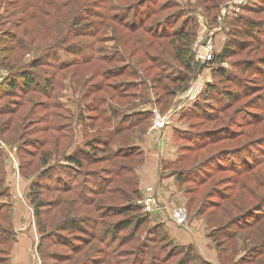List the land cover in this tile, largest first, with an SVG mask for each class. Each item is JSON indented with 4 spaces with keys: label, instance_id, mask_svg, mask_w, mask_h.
<instances>
[{
    "label": "rangeland",
    "instance_id": "obj_1",
    "mask_svg": "<svg viewBox=\"0 0 264 264\" xmlns=\"http://www.w3.org/2000/svg\"><path fill=\"white\" fill-rule=\"evenodd\" d=\"M215 2L210 8V0H0V127L6 122L7 128L0 130L5 152L0 154V264L43 263L29 197L39 182L45 187L40 197L51 207L44 209L46 229L55 228L64 217L88 222L86 233H54L59 244L43 250L60 258L46 259V264H209L201 261L194 246L187 259V251L181 252L184 247L159 239L149 216L135 234L133 225L115 239L104 233V226L124 223L130 215L125 214L127 207L141 209L143 190H136V171L118 174V168L140 167L146 138L161 155L171 132L177 144L175 158L183 146L190 152L180 163L175 159L163 165V170L173 177L180 170L202 180L196 187L189 183L178 187L187 200L185 207L180 206L187 215L180 228H187L191 218L200 220L208 235L218 228L213 235L220 245L219 264H264V234L259 231L264 227V67L240 68L242 63L264 61V0ZM143 15L148 17L141 20ZM192 21L196 29L191 53L197 62V52L205 54L206 44H211L215 56L226 44L234 51L222 62L202 68L186 91L166 101L165 87L175 86L166 76L183 74L174 59L179 43L175 36L152 35L180 30L181 36L183 24ZM139 24L142 29L133 32L125 27ZM24 76L32 81L26 90L21 88ZM10 82L19 88L8 91ZM114 85L120 95L114 93ZM207 85L213 86L216 107L222 108L213 117L194 116L190 110L203 102L201 92ZM245 88L252 90L236 94ZM222 96L232 100L227 103ZM159 98L163 100L156 107ZM143 112L153 115L149 126L141 123L128 129L117 123ZM72 144L71 155L80 148L96 159L83 161L81 167L59 164L60 155ZM93 146L98 149L93 151ZM117 152L120 157H115ZM59 166L67 167L69 178L53 174ZM59 177L80 188L67 194L55 191ZM97 184L108 190L93 193ZM81 191L89 202L76 199L68 208L66 202ZM229 195L227 202L241 197L240 212L248 216L235 218L232 210L227 217L216 211L207 220L204 214L211 209L197 213L202 203L209 207L211 201L220 202L218 196ZM58 198L66 207L53 208ZM221 205L227 206L226 201ZM103 214H108L102 218L104 225ZM138 214L141 220L142 213ZM230 219L236 225L222 229ZM22 234L29 238L28 246L15 259L12 248Z\"/></svg>",
    "mask_w": 264,
    "mask_h": 264
},
{
    "label": "trees",
    "instance_id": "obj_2",
    "mask_svg": "<svg viewBox=\"0 0 264 264\" xmlns=\"http://www.w3.org/2000/svg\"><path fill=\"white\" fill-rule=\"evenodd\" d=\"M221 1V0H219ZM210 6H207V7H210V8H214L215 5H216V2L214 3V0H210ZM218 4V3H217ZM144 16V15H143ZM140 17L141 20H145L148 16L145 15L144 17ZM115 21H117V19L115 18ZM127 27V29H129V31H136V30H139V29H142L140 27V24L137 25V26H125ZM183 29L181 31V36H180V30L178 31H172L171 33H168V32H165V31H157L155 32L152 37H156V38H160V39H165V38H168L169 36H175V38H177V42L179 43L175 49H174V59L175 61L183 68V74H176V75H172L171 77L170 76H166L167 79L170 84L172 85H175L173 86V88H169V87H165V95H164V99L166 98L167 100L166 101H169L168 99H172L174 97L177 96V94L179 93H183L184 91H186L189 87V84L190 82L196 78V75L202 70V68L204 67H208L210 64L214 63L215 61H218V62H222V60H224L229 54L233 53V49H230V48H226V46L222 49L221 53L218 54V55H213V57L210 59V61L204 63V64H201L199 62H197L194 58V54L191 53V43H192V40L194 39V36H195V29H196V24L194 21H192L190 24L188 23L187 25L184 23L182 28ZM154 32V31H153ZM180 42H182V44L180 45ZM228 50V52H227ZM229 53V54H228ZM228 54V55H227ZM215 56V58H214ZM215 64V63H214ZM262 67H264V61H261V62H258V65H254L252 62H248L247 64H243L241 65V69L245 70L246 71H259V69ZM33 68L36 67V63L33 64L32 66ZM260 67V68H259ZM256 69V70H255ZM119 76L120 74H114L113 77L115 76ZM226 79L229 78V76H225ZM22 85H21V88L24 90L25 88H29V87H32V81L29 79V78H26L25 76L22 77ZM252 87V86H250ZM16 88H19V86L13 82H10L8 85H7V90L8 91H15ZM47 87L45 86V89ZM112 88H114L115 92L114 93H118V95H120V92L117 91V87L114 85L112 86ZM254 88V87H253ZM248 90H252L250 88H247ZM247 89L245 88V90H241L240 93H236V94H246V93H249L247 91ZM26 90V89H25ZM117 91V92H116ZM213 86L212 85H207L205 87V89L201 92V96H202V103H199V104H195V106L190 110L191 113H193L194 116H200V115H207L208 117H213L215 115V113L213 112H217L218 109L222 108V106H219L218 108L216 107L218 104H219V100H216L215 97L217 96V94H215L216 92H214L213 94ZM163 98H159L157 100H155V106L157 107L159 105V101H162ZM222 99H224L227 103L232 100V97L229 96V97H226V96H222L220 97ZM165 101V105L167 106V102ZM163 110V109H161ZM117 111V110H116ZM135 115V116H134ZM132 116V118L130 117V119L128 120H125L124 122V118L125 117H122V118H119L118 120V124L120 123H123V125H125V127H127L128 129L130 128H133V127H137L139 126V124H144V125H148L151 123V118H152V113L151 112H143L141 114H134ZM212 115V116H211ZM134 117V118H133ZM126 119V118H125ZM6 124V122H4ZM4 124V125H5ZM2 125V127H0V130L2 132L5 131V128L6 126ZM119 130V129H118ZM117 130V131H118ZM62 138L66 139V136H61ZM67 139H69L67 137ZM56 142V143H55ZM205 143V142H202V144ZM59 145V141H58V138L56 140H54V145L53 146H57ZM106 144L105 143H102V149H106L104 148ZM70 145H68L65 150H67L69 148ZM56 149V148H55ZM54 149V154L57 153V150ZM91 149L94 151L96 149H98L97 146H93L91 147ZM182 151V152H180ZM179 154L177 156V159H176V163H180L181 160H183V158L186 156V153L187 152H190V149H188V146H186L184 148H179ZM94 155V154H93ZM115 157H120V154L119 152L115 153L114 154ZM60 157H64V161H66L67 163L69 164H72V165H75L77 167H81L82 166V163L83 161L85 162H90L91 160H95L96 158L93 157L91 158L90 156H88V154L82 152L79 148L78 151H76L74 154L70 155V156H65V154L63 155H60ZM108 159V158H107ZM143 161V154H142V160H141V163ZM140 163V164H141ZM67 167H63V166H59V167H56L54 170H53V174H65L67 176V174H70L69 173V170L66 169ZM115 168V167H114ZM128 173V174H135V171L136 169H128V168H118V174H120L122 171H125ZM0 174H3V171L1 172L0 171ZM73 174V172H72ZM75 174V173H74ZM113 174V173H112ZM173 176V175H172ZM137 177V176H136ZM67 178H69V175L67 176ZM42 179H44V177H42ZM227 179H231V177L227 178ZM111 179H108L107 182L105 183H109ZM174 180H175V183H176V186L181 188L183 187L184 185H186L187 183L191 184V185H194L195 187L200 185L202 182L201 178L200 179H196L193 178V176H191L190 174H183L182 172H180V170H177L176 174H174ZM201 180V181H200ZM57 182L60 184V182H63V183H66L64 180H62V178L60 179L57 178ZM135 186H136V190H137V187H138V178H135ZM59 184H56L55 187H54V190L55 191H60L61 193L63 194H67L69 192H73V190L75 188H80L79 186H71L69 183H66V185L64 187L60 186ZM102 184V183H101ZM99 185L97 184V186H95L96 189L92 190L93 193H105L106 190H108V188L106 187L105 188V185L102 186V185ZM44 184H40V182L38 183V186L37 187H32V189H30V192H29V197H30V202L31 204H33V207H34V218L36 220V228H37V231L38 233L40 234V240H39V244H38V250L40 252V255L42 257V260H43V263L42 264H46V259H49V260H52V261H57L59 260L60 256H58L57 254L55 255H50L49 252H45V250H43V246H47V245H57L59 244V240H55L54 238V233H57V235H59L60 232H64V233H68V234H75V233H86V230H85V227L87 226L88 222L85 221V220H82V219H75V218H71V219H67V217H64V220L61 221L55 228H51L50 230L46 229L45 227V223L43 222L42 218L44 217V214L47 213V210L51 209L48 208L47 206V202H45L41 197V192H43V188H45L43 186ZM229 187V186H227ZM48 188V187H47ZM90 189V188H89ZM135 190V191H136ZM191 191V189L188 191V194L191 195V193H189ZM83 191L81 192H78V195L76 196V194H74L77 198H75V200L71 201V202H66V203H69L68 205V208L72 207V205H74V203L76 202V199L81 203H88L89 201L86 200V197H82V193ZM98 194V195H99ZM134 194V192H133ZM242 194V193H241ZM252 195V194H251ZM231 197V195H229L228 198H222L220 196H218V199L220 202H214V201H211L208 203L209 207H204V204L202 203L200 208L198 209L197 213L199 215H203L207 209H211V212H209L207 215H205V218L208 220V216H210V214L213 212L216 213V211H220L221 214H224L226 215L227 217H229V215L231 214L232 210L233 212H235V218H245L246 216H248L249 214L245 215V216H242V212H240L242 209L243 206H241L242 204V199H239L241 197H236V200H233L231 202H227V199H229ZM252 197V196H251ZM192 199V198H191ZM193 200V199H192ZM223 201H226V204L227 206H223L221 205V203H223ZM61 205H64L66 207V205L64 204V201L61 200V198H58L56 199L55 201H53V208H60ZM240 206V207H239ZM47 209V210H44V209ZM241 209V210H240ZM253 209V208H252ZM259 209H257L256 211H258ZM255 211V212H256ZM112 213V212H111ZM130 213V215H128ZM138 213H142L141 212V209L139 208V206H134V207H127L126 209V215H128L126 218H125V221L123 224H119L117 226H113V228H111V226H104V233L106 235H111V237L113 239H115L117 237V235L120 233V232H123V231H126L127 229L130 228L131 225L132 228H133V234H135V232H137V230L143 225L145 224L147 220V216L144 215L142 213V216L143 218H141V220L138 219ZM106 215L108 214H103V216H101L100 218V223L102 225H104L102 223V218H104ZM133 215V216H131ZM258 215V214H257ZM260 215V213H259ZM235 219H230L226 222V224H224L221 228L222 229H227L229 230V228H232L234 225V221ZM261 221V217H259L258 219L255 220L256 224L258 225L259 222ZM105 223V222H104ZM248 225V223H246ZM252 225V224H250ZM238 226V224H237ZM249 226V225H248ZM239 227V226H238ZM155 230L156 231H159L160 232V236H159V239H162V240H168L169 237L168 235L166 234V232L163 230L162 226L157 224L155 225ZM226 230V231H227ZM215 231H219V229H215ZM215 231L214 232H211L209 235H208V238L213 241V243L215 244V247L216 249H219L220 245L219 243L217 242V239L216 237L213 235V233L215 234ZM261 233L263 232L264 234V227L262 229L259 230ZM131 233V237L133 235ZM85 238H80V242H84ZM169 241H171L169 239ZM73 245V244H72ZM82 245V244H80ZM176 248V246H174V249ZM185 249V250H184ZM181 250V252L183 251H187V253H185L187 256V259H189V253L193 251L194 248H192L191 246L187 247V248H184ZM73 252H76V249H71ZM263 254V253H262ZM259 253L258 256L262 255ZM193 258V256H192ZM202 259V258H200ZM165 260H167V258H165ZM164 260V261H165ZM202 262H204V260L202 259L201 260Z\"/></svg>",
    "mask_w": 264,
    "mask_h": 264
},
{
    "label": "crops",
    "instance_id": "obj_3",
    "mask_svg": "<svg viewBox=\"0 0 264 264\" xmlns=\"http://www.w3.org/2000/svg\"><path fill=\"white\" fill-rule=\"evenodd\" d=\"M171 136L173 137L172 132ZM172 137V141L169 137L167 138L169 140L167 141V145L164 150H162L161 155L153 149V142H151L150 139L146 138V140L141 143L143 161L140 167L136 168V174L138 176V189L144 190L148 186L155 185L162 187L163 190L160 189V191H162L161 197L162 201L166 204V209L151 216V223L153 225H161L169 239L174 244L184 248L194 246L198 256H200V258H202L205 262L209 264H219L216 247L214 243L208 239L207 231L204 229L205 226L200 220L191 218L188 220L187 228H180L171 219L170 213L172 210L180 207L181 205H184L185 207V203H187L185 196L176 186L174 177L163 170V165L172 163L176 159L175 150L177 149V144L175 143L174 137L173 139ZM73 144L69 146L65 156L71 155L73 152ZM3 147L4 145L0 140V154L1 152L5 154ZM173 150L174 153L172 152ZM60 160H62L63 163H61ZM60 160L57 162H60L59 164L61 165L69 164L64 161V159H61V157ZM28 241L29 238L27 236L24 237L22 234V239H20L18 243L14 244L12 248V255L15 259L21 257L22 252L28 246Z\"/></svg>",
    "mask_w": 264,
    "mask_h": 264
},
{
    "label": "built area",
    "instance_id": "obj_4",
    "mask_svg": "<svg viewBox=\"0 0 264 264\" xmlns=\"http://www.w3.org/2000/svg\"><path fill=\"white\" fill-rule=\"evenodd\" d=\"M203 47L205 54H201L199 51L197 52L198 61L200 60L201 62H199L201 64L206 63V61H209L213 56L211 44H206ZM162 123L163 120L157 123V125L161 126ZM138 203L141 207L142 213L149 217L166 209V204L162 201L161 191L154 186H148L142 191V199ZM185 211V208L177 207L170 213L172 221L179 227L183 226L187 219Z\"/></svg>",
    "mask_w": 264,
    "mask_h": 264
}]
</instances>
